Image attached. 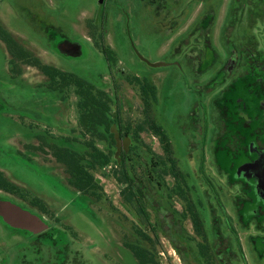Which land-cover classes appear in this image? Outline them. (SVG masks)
<instances>
[{
    "label": "rangeland",
    "instance_id": "obj_1",
    "mask_svg": "<svg viewBox=\"0 0 264 264\" xmlns=\"http://www.w3.org/2000/svg\"><path fill=\"white\" fill-rule=\"evenodd\" d=\"M254 12L236 0H104L101 8L100 0H0L3 28L44 65L108 92L127 135L115 126L113 141L98 142L103 150L114 145L117 156L93 173L104 188L102 200L70 187L64 166L31 146L87 151L75 89L64 95L51 90L42 72L19 63L22 74L14 76L16 63L10 66L0 40V172L23 192L0 189V264H139L125 244L154 250L158 264H183L178 251L200 264L203 241L186 197L205 233H232L248 264H264L254 251L264 256V206L249 203V182L243 197L239 186L254 178V194L264 198V157L247 164L251 152L264 147V76L236 81L244 72L232 71L228 56L244 31L264 51V18L251 24ZM91 32L114 51L113 70ZM125 75L156 86L155 118L172 143L186 197L157 159L164 156L159 139L150 130L138 132L144 106ZM224 149L234 150V157ZM155 164L157 173L146 185ZM126 172L149 224L135 203L121 197L125 185L118 178ZM36 199L47 204L49 215L33 204ZM136 227L153 244L141 240Z\"/></svg>",
    "mask_w": 264,
    "mask_h": 264
},
{
    "label": "trees",
    "instance_id": "obj_2",
    "mask_svg": "<svg viewBox=\"0 0 264 264\" xmlns=\"http://www.w3.org/2000/svg\"><path fill=\"white\" fill-rule=\"evenodd\" d=\"M236 1L240 4L246 3L250 6L252 5L253 9H255V12L249 15L251 24H254L258 20L264 18V0ZM239 7H241V5H239ZM91 26L94 27L96 31V26L93 22ZM90 35L92 40L95 42L96 47L105 55L110 69L113 70V68L117 65L114 51L109 47H105L102 41V36L99 37L94 32H91ZM0 40L6 45L11 56L10 66H13L14 63H16L15 66L11 68V73L14 76L22 74V69H20L18 65H24L36 68L42 72L49 79L48 87L51 90L59 91L64 95L66 90L69 88L73 87L75 89L76 96L79 99V128L84 140L82 144L86 147L87 151L85 153H77L68 148H62L57 145L47 143H45V145L48 152H45L46 150L44 148L39 149L35 146H31V148L36 151L41 150L44 151V153L50 154L57 163L63 165L70 187L92 199H96L97 201L102 200L105 195V191L100 181L93 173L98 168L109 166L112 163V158H116L117 156L116 154H113V151L116 149L114 145V147L111 145L110 148L108 146V149L103 150L98 146V142L107 144L108 142L113 141V129L115 126H117L120 133L124 131L117 113L113 112L114 101L112 97L108 92L97 89L94 85L76 75L65 73L54 67L44 65L38 58L20 45L1 24ZM239 40H241V44L234 46L233 48H228V56L236 59L238 69L244 72L241 76L242 79L246 80L249 74L257 72L264 76V51L260 50L256 37L252 33L248 35V32L244 31ZM17 63L19 64L17 65ZM125 79L131 86L138 89L144 106L143 115L145 122L138 127V132H146L150 130L153 132L154 136L159 139V142L164 150V156L157 159L160 160L162 167L167 169V173L173 177L177 189L186 194V179L178 169V161L174 157V151L170 138L164 128L157 123L155 118L154 107L158 101L156 86L147 79H141L137 76L125 75ZM242 79L238 77L236 81H241ZM261 90L262 91L259 92V95L264 97V87H262ZM257 91H259V89H257ZM221 105V100L219 98L216 99L215 106L219 113ZM219 116L221 119L222 115L219 114ZM223 118H226V116ZM122 134L124 136L126 135L124 133ZM38 139L44 141L42 136ZM68 142H70L69 139ZM224 151H227L226 153H230L232 157L235 155L233 154L234 150L232 151V149H224ZM155 165L156 167H153L150 170L149 176L145 179L144 184H151V179L154 174L157 173L155 169H157L158 166L157 164ZM152 166L153 164L151 167ZM118 179L121 184L125 185V188L121 190V197H123L125 202L129 205L135 203L137 212L143 216L144 221L149 224L150 216L145 209V204L139 198V194H137L134 189V182L132 178L126 172L124 179ZM0 189L13 195L23 194L20 188L11 183L2 172H0ZM141 191L144 193V196L149 194L146 192V187L141 188ZM186 196L187 194L185 197ZM36 201L37 202L33 204L39 207L46 215H49L50 213L45 211V209L48 208L47 204L39 199H36ZM184 202L188 203V212L191 214V220L195 228V232L198 234L205 233L203 222L197 213L194 212L193 208L190 207L187 197L184 198ZM136 229L141 240L147 244H153L152 238L148 234L137 227ZM125 247L132 252L139 264H158L154 250L130 244H125ZM175 249L177 250V248Z\"/></svg>",
    "mask_w": 264,
    "mask_h": 264
},
{
    "label": "flooded vegetation",
    "instance_id": "obj_3",
    "mask_svg": "<svg viewBox=\"0 0 264 264\" xmlns=\"http://www.w3.org/2000/svg\"><path fill=\"white\" fill-rule=\"evenodd\" d=\"M236 59L231 60V65H232V71L236 69ZM258 73V72H257ZM257 73H251L247 76H257ZM244 80V79H242ZM260 89V88H258ZM263 108V107H262ZM261 149V150H260ZM259 151H252V155L249 156L248 163H256L257 161H260L264 157V147L260 148ZM263 153V154H262ZM253 155L256 156V158H253ZM239 156V155H238ZM237 156V157H238ZM240 157V156H239ZM252 157V158H250ZM244 184H240V193H242V197L244 196V192L242 188H244L245 184H248L249 182V187H251V190L247 191L249 193L251 201L249 203H255L257 206H264V198L260 197L259 195L254 194V188L256 184V180L254 178H249L246 177V179L242 180ZM240 198H238L239 200ZM242 201V198L240 199ZM241 205V203H239ZM238 214V213H237ZM238 216V215H237ZM239 220V218H238ZM240 221V220H239ZM196 233V232H195ZM196 235L202 239L203 243L200 244L199 246V255L200 259L203 261L201 262L200 260H197L198 262L200 261V264H248L246 261V257L243 251V246L241 244V241L239 240L240 244H236L234 238L232 237L233 234H225V233H220V234H211L214 235L211 237V235H208L207 233L203 234H198ZM254 249V248H253ZM258 260H261L264 258L262 254H258L256 249H254ZM179 255L181 257V260H183V264H190L187 262V260L184 259V254L180 251ZM186 258V257H185ZM187 259V258H186Z\"/></svg>",
    "mask_w": 264,
    "mask_h": 264
},
{
    "label": "water",
    "instance_id": "obj_4",
    "mask_svg": "<svg viewBox=\"0 0 264 264\" xmlns=\"http://www.w3.org/2000/svg\"><path fill=\"white\" fill-rule=\"evenodd\" d=\"M103 2H104V0H100V8H101ZM100 11H101V10H100Z\"/></svg>",
    "mask_w": 264,
    "mask_h": 264
}]
</instances>
